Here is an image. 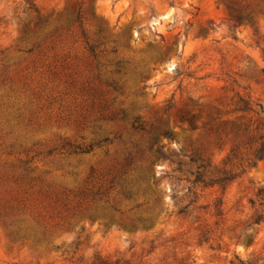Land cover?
<instances>
[{
	"label": "rangeland",
	"instance_id": "obj_1",
	"mask_svg": "<svg viewBox=\"0 0 264 264\" xmlns=\"http://www.w3.org/2000/svg\"><path fill=\"white\" fill-rule=\"evenodd\" d=\"M262 2L0 0V264H264Z\"/></svg>",
	"mask_w": 264,
	"mask_h": 264
},
{
	"label": "trees",
	"instance_id": "obj_2",
	"mask_svg": "<svg viewBox=\"0 0 264 264\" xmlns=\"http://www.w3.org/2000/svg\"><path fill=\"white\" fill-rule=\"evenodd\" d=\"M258 7H260V10L264 11V4L263 2L258 4ZM233 8H235L236 10H238L236 7L233 6ZM253 10H246V11H240L239 15L237 16L236 20L237 22H240L243 19H253L254 15L252 14ZM89 49L94 52V47L90 46ZM121 67H120V63H117V67H116V72H121ZM10 116V115H9ZM260 139H262V142L260 143V146L256 149V152L254 153V156L257 158V160H261L264 156V135L260 137ZM141 153V152H140ZM142 153H146V150H143ZM225 175H228L227 172H224ZM228 180L229 177H225L224 180ZM18 179H16L17 181ZM220 181H224L223 179H219ZM114 180H108V183L105 184L103 183L96 192H94L92 199L93 201L100 199V200H104L105 197L108 194V191L114 187L113 184ZM111 209L114 211H120V208L116 205V204H111L110 205ZM26 205L25 202L23 201V199H21L19 196H17L16 198L13 199V202L11 203V206L9 207V215L14 216L15 218L21 219L22 215H24L26 213ZM85 213H87L88 215H92L94 213V209L91 207H87Z\"/></svg>",
	"mask_w": 264,
	"mask_h": 264
}]
</instances>
